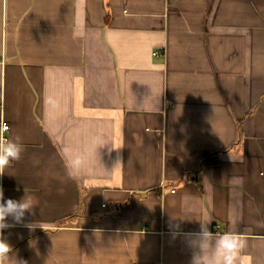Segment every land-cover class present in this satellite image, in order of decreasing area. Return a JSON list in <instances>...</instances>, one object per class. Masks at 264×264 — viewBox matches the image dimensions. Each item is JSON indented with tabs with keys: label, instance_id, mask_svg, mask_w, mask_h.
Here are the masks:
<instances>
[{
	"label": "crops",
	"instance_id": "0c3cea01",
	"mask_svg": "<svg viewBox=\"0 0 264 264\" xmlns=\"http://www.w3.org/2000/svg\"><path fill=\"white\" fill-rule=\"evenodd\" d=\"M16 137L26 264H193L204 225L264 264V0H0Z\"/></svg>",
	"mask_w": 264,
	"mask_h": 264
},
{
	"label": "clouds",
	"instance_id": "9594fccd",
	"mask_svg": "<svg viewBox=\"0 0 264 264\" xmlns=\"http://www.w3.org/2000/svg\"><path fill=\"white\" fill-rule=\"evenodd\" d=\"M46 103L49 101L46 100ZM7 130V126H3ZM24 146L19 137L0 139V176L13 162L21 159ZM36 207L33 196H25L17 201L4 198L3 188L0 187V264H26V261L17 259L13 255L12 246L4 238V230L21 224L29 229L40 227V223H24L26 213H30ZM11 218L14 223H8ZM198 247L200 253L193 258V264H241V254L247 247V240L234 231L225 232L222 235H214L207 228L202 227L199 234Z\"/></svg>",
	"mask_w": 264,
	"mask_h": 264
},
{
	"label": "built area",
	"instance_id": "2783aa9c",
	"mask_svg": "<svg viewBox=\"0 0 264 264\" xmlns=\"http://www.w3.org/2000/svg\"><path fill=\"white\" fill-rule=\"evenodd\" d=\"M156 54H157V53H156ZM4 125L7 126V130H6V131L3 130V126H4ZM3 126H2V131H3L4 133L8 132V131H9V125H8L7 123H3ZM3 140L6 141V138H4Z\"/></svg>",
	"mask_w": 264,
	"mask_h": 264
}]
</instances>
